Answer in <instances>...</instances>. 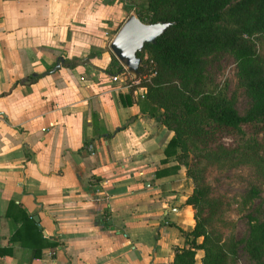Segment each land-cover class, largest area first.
Masks as SVG:
<instances>
[{
    "label": "crops",
    "instance_id": "0c3cea01",
    "mask_svg": "<svg viewBox=\"0 0 264 264\" xmlns=\"http://www.w3.org/2000/svg\"><path fill=\"white\" fill-rule=\"evenodd\" d=\"M128 9L0 0V264H171L184 244L192 185L163 154L172 131L104 70Z\"/></svg>",
    "mask_w": 264,
    "mask_h": 264
},
{
    "label": "trees",
    "instance_id": "16d2710c",
    "mask_svg": "<svg viewBox=\"0 0 264 264\" xmlns=\"http://www.w3.org/2000/svg\"><path fill=\"white\" fill-rule=\"evenodd\" d=\"M134 10L144 22H172L136 52L137 76L154 73L131 86L145 87L139 110L172 131L163 154L184 166L192 184L185 202L193 208L194 223L181 231L184 244L174 250L171 264H193L198 248L200 264H225L231 234L224 228L232 222L205 177L210 168L241 164L264 172V144L257 139L264 131V0H144ZM220 53L234 61L247 98L242 113L209 73L210 60ZM122 69L113 55L104 68L110 74ZM121 97L128 102L127 94ZM222 136L234 145L224 146L218 141ZM255 194L252 186L244 200ZM240 241L254 264H264V217L248 216Z\"/></svg>",
    "mask_w": 264,
    "mask_h": 264
},
{
    "label": "rangeland",
    "instance_id": "374dc122",
    "mask_svg": "<svg viewBox=\"0 0 264 264\" xmlns=\"http://www.w3.org/2000/svg\"><path fill=\"white\" fill-rule=\"evenodd\" d=\"M122 2L128 6L129 13L135 14V6H142L144 0H122ZM208 66L213 80L218 86L225 85L226 95L233 98L236 110L242 113L247 98L242 86L236 79L232 57L227 53L217 54L210 60ZM257 139L264 144V131L257 134ZM218 141L224 146L234 145L232 139L228 136H222ZM205 180L209 183L212 194L218 197L223 215L232 222L229 228H224L226 235L231 234V241L226 246L227 258L225 264H254L243 250L240 239L246 235L248 216H255L258 219L264 217L263 170L254 169L253 165L246 164L225 168H210ZM252 186L256 190V194L244 200V196L248 195V190Z\"/></svg>",
    "mask_w": 264,
    "mask_h": 264
},
{
    "label": "water",
    "instance_id": "95a60500",
    "mask_svg": "<svg viewBox=\"0 0 264 264\" xmlns=\"http://www.w3.org/2000/svg\"><path fill=\"white\" fill-rule=\"evenodd\" d=\"M171 23L168 21L144 22L136 14L128 13L110 38L108 48L127 73L131 77H136L140 60L136 52L145 42H153L155 37ZM62 60V57L58 56L49 71L58 68ZM128 120L130 121L131 118Z\"/></svg>",
    "mask_w": 264,
    "mask_h": 264
},
{
    "label": "built area",
    "instance_id": "2783aa9c",
    "mask_svg": "<svg viewBox=\"0 0 264 264\" xmlns=\"http://www.w3.org/2000/svg\"><path fill=\"white\" fill-rule=\"evenodd\" d=\"M122 70L115 74H110V79L112 81H119L123 83L125 86L131 87L132 85L138 84L141 80L140 78H145L146 75H151L154 73V71H150L148 74H142L141 76L131 77L125 68L122 66ZM127 79V80H126ZM137 88V94L142 97L145 93V87L143 85L136 86ZM91 146L87 144V148H90Z\"/></svg>",
    "mask_w": 264,
    "mask_h": 264
}]
</instances>
